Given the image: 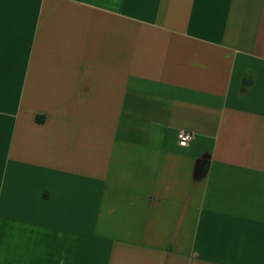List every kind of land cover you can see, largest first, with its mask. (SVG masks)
<instances>
[{
	"label": "crops",
	"instance_id": "obj_1",
	"mask_svg": "<svg viewBox=\"0 0 264 264\" xmlns=\"http://www.w3.org/2000/svg\"><path fill=\"white\" fill-rule=\"evenodd\" d=\"M0 264H264V0H0Z\"/></svg>",
	"mask_w": 264,
	"mask_h": 264
},
{
	"label": "built area",
	"instance_id": "obj_2",
	"mask_svg": "<svg viewBox=\"0 0 264 264\" xmlns=\"http://www.w3.org/2000/svg\"><path fill=\"white\" fill-rule=\"evenodd\" d=\"M193 138V133L188 130H181L178 134L179 144L182 146L188 145Z\"/></svg>",
	"mask_w": 264,
	"mask_h": 264
},
{
	"label": "trees",
	"instance_id": "obj_3",
	"mask_svg": "<svg viewBox=\"0 0 264 264\" xmlns=\"http://www.w3.org/2000/svg\"><path fill=\"white\" fill-rule=\"evenodd\" d=\"M42 119L38 118V121H41Z\"/></svg>",
	"mask_w": 264,
	"mask_h": 264
}]
</instances>
